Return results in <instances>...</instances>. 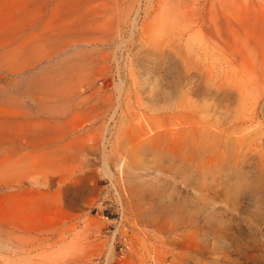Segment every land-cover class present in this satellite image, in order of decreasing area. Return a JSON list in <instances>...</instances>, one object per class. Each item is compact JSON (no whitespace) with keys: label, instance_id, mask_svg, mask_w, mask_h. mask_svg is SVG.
<instances>
[{"label":"rangeland","instance_id":"rangeland-1","mask_svg":"<svg viewBox=\"0 0 264 264\" xmlns=\"http://www.w3.org/2000/svg\"><path fill=\"white\" fill-rule=\"evenodd\" d=\"M63 1L0 0V264H264V0Z\"/></svg>","mask_w":264,"mask_h":264},{"label":"bare ground","instance_id":"bare-ground-1","mask_svg":"<svg viewBox=\"0 0 264 264\" xmlns=\"http://www.w3.org/2000/svg\"><path fill=\"white\" fill-rule=\"evenodd\" d=\"M4 1V0H3ZM21 1H23V0H21ZM29 2L30 1H33V0H28ZM41 1V4L43 5V11H44V13H45V15L47 16V24L46 23H44V24H46L45 26H47V28L48 27H51L52 25H54V24H52L53 22H54V20L57 18V16L59 17V16H62V12H63V9L61 8V6H63L64 4V2L65 1H63V0H57V2L56 3H54V0H40ZM59 1V2H58ZM63 1V3H61ZM77 2V1H76ZM83 2V1H82ZM1 3H2V1H1ZM100 4V3H99ZM72 5H73V3H72ZM135 5V4H134ZM18 7H19V5H17ZM24 6V5H23ZM98 6V5H97ZM95 7V6H94ZM17 8V7H16ZM18 9V8H17ZM69 9H72V8H69ZM93 9V8H92ZM91 9V10H92ZM102 9V8H101ZM2 10V9H1ZM0 10V11H1ZM65 10V9H64ZM90 10V9H89ZM90 10V11H91ZM4 11V10H3ZM94 11V10H93ZM8 12V11H7ZM6 12V13H7ZM15 12H17V11H15ZM66 12V11H65ZM87 12V11H86ZM0 13H2V12H0ZM5 13V12H4ZM85 13V12H84ZM91 13V12H90ZM89 13V14H90ZM9 14V13H8ZM85 15H86V13H85ZM90 15H92V14H90ZM8 16H10V15H8ZM7 16V17H8ZM12 16V15H11ZM20 16V15H19ZM43 16V15H42ZM81 16V15H80ZM76 17V16H75ZM75 17H73V18H75ZM83 17H84V14H83ZM86 17V16H85ZM18 18V17H17ZM61 18V17H60ZM64 18V17H63ZM67 18V17H66ZM7 18H5V20H6ZM12 19V18H11ZM3 20H4V18H3ZM4 20V21H5ZM17 20V19H16ZM30 20V19H29ZM31 20H32V18H31ZM67 20V19H66ZM80 20V19H79ZM12 21V20H11ZM63 21V20H62ZM72 21H73V19H72ZM71 20L69 21V22H72ZM76 21V20H75ZM75 21H74V23H75ZM83 21V20H82ZM81 21V22H82ZM85 21V20H84ZM26 22V21H25ZM45 22V21H44ZM78 22H80V21H78ZM1 24V23H0ZM69 24V23H68ZM78 24H80V23H78ZM84 24H86V23H84ZM2 25H4V22H3V24ZM25 25V24H24ZM23 25V26H24ZM29 25V24H28ZM87 25H88V23H87ZM5 26V25H4ZM33 26V25H32ZM60 25H58V27H59ZM63 26V25H62ZM20 28H22L21 26H19ZM27 27H29V26H27ZM84 27V26H83ZM99 27V26H98ZM101 27V26H100ZM56 28H57V26H56ZM10 29V28H9ZM58 29V28H57ZM64 29H66V28H64ZM47 30V29H46ZM56 30V29H55ZM62 31V30H61ZM189 31V30H188ZM56 32H57V30H56ZM56 32H54V33H56ZM71 32V31H70ZM84 32H86V33H88V34H90L91 32H95V28H93V27H88V29L86 30V31H84ZM53 33V32H52ZM85 33V34H86ZM57 34H58V32H57ZM62 36V35H61ZM75 36V35H74ZM90 37V36H89ZM3 38V37H2ZM59 38V37H58ZM75 38V37H74ZM10 39V38H9ZM88 39V38H87ZM53 41V40H52ZM58 41V40H57ZM57 41H55V42H57ZM8 42H9V40H8ZM60 42H61V39H60ZM58 43V42H57ZM3 44V43H2ZM9 44V43H8ZM4 45V44H3ZM91 45V44H90ZM5 46V45H4ZM11 46V45H10ZM88 46V45H87ZM9 47V46H8ZM7 49H9V48H7ZM2 50V49H1ZM9 51V50H8ZM11 53V52H10ZM61 53V52H60ZM51 54V53H50ZM85 55V54H84ZM31 59V58H30ZM29 59V60H30ZM52 59V58H51ZM47 60V59H46ZM37 61V60H36ZM1 64V63H0ZM5 64V63H4ZM70 64V63H69ZM88 64V63H87ZM1 65H3V64H1ZM6 66H5V68L8 66L7 64H5ZM83 65V64H82ZM85 65V64H84ZM90 65H92V64H90ZM4 66V65H3ZM72 66V65H71ZM9 67V66H8ZM10 67H11V65H10ZM13 67V66H12ZM11 67V68H12ZM25 67V66H24ZM29 67H31V66H29ZM76 67V66H75ZM4 68V67H3ZM10 68V69H11ZM69 68H70V66H69ZM68 68V69H69ZM72 68H74L73 66H72ZM81 68V67H80ZM5 70V69H4ZM14 70H16L17 71V73H18V69H17V67H16V69H14ZM16 71H13V72H16ZM16 73V74H17ZM70 73V72H69ZM49 78V77H48ZM54 80V79H53ZM56 80V79H55ZM43 82H44V80H43ZM43 82H41V83H43ZM53 83V82H52ZM51 83V84H52ZM50 84V83H49ZM54 84V83H53ZM45 85H46V82H45ZM57 85V84H56ZM44 86V85H43ZM9 101V100H8ZM181 102H183L178 108L180 109V111H178V112H176L175 114H174V118L176 119V121L178 120L179 121V125H178V128L177 129H174L173 130V135L174 136H177L178 134H181V136L180 137H182V138H184V140L186 141V139H188V137H190L191 138V140H192V142L194 143V145L195 144H197V149H198V145H200L199 146V149H200V147L202 146H205V145H207V144H212V145H218V127H216L215 125H209V126H204V125H201L200 123H197V121H196V114L195 115H193V114H191V112L190 113H187L186 112V110H185V103H184V100H182ZM187 108V107H186ZM0 109H1V107H0ZM188 110V109H187ZM189 111V110H188ZM1 112V111H0ZM4 113V112H3ZM0 122H2V121H0ZM177 123V122H176ZM35 126V125H34ZM174 126V125H173ZM23 127V126H22ZM30 127V126H29ZM42 128V127H41ZM27 131H29V129H27ZM252 133V132H251ZM250 133V134H251ZM26 135H28V134H26ZM172 135V136H173ZM241 135V134H240ZM30 136V135H29ZM246 138V136L245 137H240L239 139L240 140H243V139H245ZM177 139V138H176ZM181 140V139H180ZM183 140V139H182ZM185 143V142H184ZM186 145V144H185ZM195 147H196V145H195ZM123 162V161H122ZM123 164L120 162L119 163V168H120V170L122 171V169H123Z\"/></svg>","mask_w":264,"mask_h":264},{"label":"built area","instance_id":"built-area-1","mask_svg":"<svg viewBox=\"0 0 264 264\" xmlns=\"http://www.w3.org/2000/svg\"><path fill=\"white\" fill-rule=\"evenodd\" d=\"M122 211V209H120ZM122 212L119 213V219L117 220L118 224L120 225L122 222ZM118 225V226H119ZM117 232L116 228H113L112 230V236H114V233ZM114 245L116 248H118V256L123 259L128 257L129 254H131L132 251H134L135 246L132 242V240H125V239H119L118 238V233L114 236ZM131 241V242H129Z\"/></svg>","mask_w":264,"mask_h":264},{"label":"crops","instance_id":"crops-1","mask_svg":"<svg viewBox=\"0 0 264 264\" xmlns=\"http://www.w3.org/2000/svg\"><path fill=\"white\" fill-rule=\"evenodd\" d=\"M109 220H111V219H109Z\"/></svg>","mask_w":264,"mask_h":264}]
</instances>
